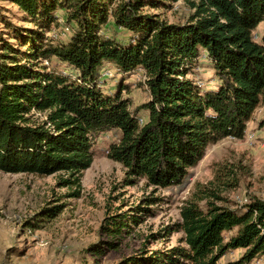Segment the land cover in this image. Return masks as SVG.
<instances>
[{"label":"trees","instance_id":"obj_1","mask_svg":"<svg viewBox=\"0 0 264 264\" xmlns=\"http://www.w3.org/2000/svg\"><path fill=\"white\" fill-rule=\"evenodd\" d=\"M10 1L41 29L1 20L8 30L0 31L2 172L85 170L94 161L95 139L119 131L108 156L126 168L131 182L143 178L164 189L179 186L210 145L228 137L243 139L264 104V35L260 42L254 39L264 21V0H186L191 12L180 23L145 11L161 0ZM59 10L71 33L61 43H46V30L50 34L63 18ZM111 19L131 36L121 40L108 34ZM203 50L220 81L215 90L204 91L187 77ZM52 56L78 71V77L37 67ZM105 63L124 75L113 95L98 84ZM139 68L145 71L150 99L132 111L121 95L125 78ZM141 110L149 114L142 125L136 118ZM244 172L241 163L219 164L213 180L196 184L176 224L184 234L181 245L142 250L119 264H219L236 249H244L242 256L224 264H249L264 255V199L251 195L239 204L230 198ZM59 212L57 205L42 214L50 219ZM131 221L139 219L116 213L106 217L101 230L119 235ZM102 248L94 244L88 250L101 253Z\"/></svg>","mask_w":264,"mask_h":264},{"label":"rangeland","instance_id":"obj_2","mask_svg":"<svg viewBox=\"0 0 264 264\" xmlns=\"http://www.w3.org/2000/svg\"><path fill=\"white\" fill-rule=\"evenodd\" d=\"M159 6H147L145 11L158 15L168 22H185L191 12L186 0H161ZM46 30V43H61L68 39L65 17ZM22 27L40 28L28 15L10 0H0V31L8 32L2 18ZM41 29V28H40ZM107 33H116L121 40L131 36L114 25L113 19L106 27ZM43 30V28H42ZM44 31V30H43ZM57 33L55 39L51 35ZM50 35V36H49ZM264 21L254 31V39L261 41ZM54 37V36H53ZM15 41V40H12ZM26 49V46H23ZM48 71L69 73L78 77V71L66 66L57 57L37 62ZM188 78L201 83L204 91L215 90L220 84L207 52L203 50L191 67ZM124 75L112 63L101 69L99 87L108 95L117 92ZM122 97L127 98L130 109L150 99L143 69L133 72L124 80ZM140 115L148 118V111ZM45 119L44 113H37ZM264 104L248 122L243 139L228 137L210 145L203 159L190 169L184 183L171 188L149 185L143 178H132L126 168L108 156L111 143L118 142L119 131L102 133L93 144L94 161L85 170L58 172L51 175L33 173H6L0 171V264H119L122 259L146 250L168 251L182 244L183 232L176 230L181 221V207L194 192L198 182L208 183L214 179L219 164L241 163L245 166L241 184L230 192V198L244 204L251 195L264 199ZM253 135V138H250ZM253 141V142H252ZM60 206L56 217H45L42 212ZM143 207H149L143 210ZM126 212L136 215L139 222H130L121 234H109L101 230L106 217ZM139 215V216H138ZM170 227L169 230H165ZM154 234V235H152ZM106 242H114L108 247ZM102 245V252L89 251L94 245ZM244 249H236L225 255L219 264L238 260ZM264 255L249 264H258Z\"/></svg>","mask_w":264,"mask_h":264},{"label":"built area","instance_id":"obj_3","mask_svg":"<svg viewBox=\"0 0 264 264\" xmlns=\"http://www.w3.org/2000/svg\"><path fill=\"white\" fill-rule=\"evenodd\" d=\"M66 30L67 31H69L70 30V28L68 27V26H66ZM53 32H54V30H53ZM52 36H58V34L57 33H53V35ZM141 68H139L138 70H140ZM118 70L121 72V70L118 68ZM62 73V72H61ZM62 74H69V73H66V72H63ZM70 75V74H69ZM199 86H201V87H203L202 85H201V83H197ZM136 118H137V121L139 122V124L140 125H142V124H144L145 123V121H146V119H145V117L144 116H142V115H137L136 116ZM108 133H112V132H108ZM250 138H253V135H250ZM253 142V141H252ZM258 264L259 263H261V259H258L257 261H256Z\"/></svg>","mask_w":264,"mask_h":264},{"label":"crops","instance_id":"obj_4","mask_svg":"<svg viewBox=\"0 0 264 264\" xmlns=\"http://www.w3.org/2000/svg\"><path fill=\"white\" fill-rule=\"evenodd\" d=\"M147 118V117H146Z\"/></svg>","mask_w":264,"mask_h":264}]
</instances>
